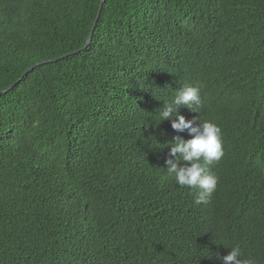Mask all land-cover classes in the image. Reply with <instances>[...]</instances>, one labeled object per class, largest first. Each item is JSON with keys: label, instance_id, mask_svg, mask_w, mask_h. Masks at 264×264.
<instances>
[{"label": "trees", "instance_id": "trees-1", "mask_svg": "<svg viewBox=\"0 0 264 264\" xmlns=\"http://www.w3.org/2000/svg\"><path fill=\"white\" fill-rule=\"evenodd\" d=\"M100 5L0 0V264H264V0H106L86 47ZM198 84L179 114L224 149L201 205L157 123Z\"/></svg>", "mask_w": 264, "mask_h": 264}, {"label": "clouds", "instance_id": "clouds-1", "mask_svg": "<svg viewBox=\"0 0 264 264\" xmlns=\"http://www.w3.org/2000/svg\"><path fill=\"white\" fill-rule=\"evenodd\" d=\"M203 85L183 86L176 90V95L170 102L163 101V107L159 109V123L163 120H171V127L176 132L188 130L191 139L184 140L180 136L173 138L170 157L166 160L167 176L174 179L181 187L196 190L194 203L196 205L207 204L213 193L217 190L219 177L213 171V167L224 156L222 133L220 127L208 120H197L193 117L186 119L179 114L181 106L187 107L191 112L199 113L202 106L201 90ZM183 161V166L180 162ZM230 252L218 257L223 264H255L252 258H243V252L239 246L230 248Z\"/></svg>", "mask_w": 264, "mask_h": 264}, {"label": "water", "instance_id": "water-1", "mask_svg": "<svg viewBox=\"0 0 264 264\" xmlns=\"http://www.w3.org/2000/svg\"><path fill=\"white\" fill-rule=\"evenodd\" d=\"M105 1H106V0H101L100 10H99V13H98V15H97V17H96V20H95V22H94V25H93V27H92L91 33H90L89 38H88V41H87V43H86V47L91 43L92 35H93L94 30H95V28H96V24H97L98 18H99V16H100V12H101V10H102V6H103V4H104ZM53 60H55V59H50V60H48V61H44V62H49V61H53ZM44 62L37 63V64L33 65L32 67H30L28 70H26V71L24 72V76L27 75V74L29 73V71L33 70L36 66H38V65H40V64H42V63H44Z\"/></svg>", "mask_w": 264, "mask_h": 264}]
</instances>
